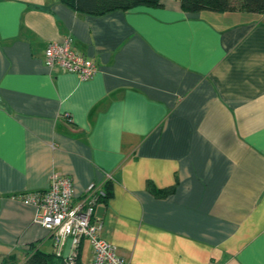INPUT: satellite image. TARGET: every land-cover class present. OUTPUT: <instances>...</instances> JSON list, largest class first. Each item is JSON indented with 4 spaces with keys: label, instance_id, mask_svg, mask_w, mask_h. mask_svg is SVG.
<instances>
[{
    "label": "crops",
    "instance_id": "crops-1",
    "mask_svg": "<svg viewBox=\"0 0 264 264\" xmlns=\"http://www.w3.org/2000/svg\"><path fill=\"white\" fill-rule=\"evenodd\" d=\"M161 4L0 0V260L54 253L21 196L59 174L75 200L107 189L99 237L126 264H264V16ZM68 39L92 80L46 67Z\"/></svg>",
    "mask_w": 264,
    "mask_h": 264
},
{
    "label": "built area",
    "instance_id": "built-area-1",
    "mask_svg": "<svg viewBox=\"0 0 264 264\" xmlns=\"http://www.w3.org/2000/svg\"><path fill=\"white\" fill-rule=\"evenodd\" d=\"M44 54L48 68L59 67L64 72L77 75L82 81L92 80L96 75L93 61L76 53L69 39L48 44ZM105 195L102 186L92 183L87 186L83 196L75 200L72 179L52 174L46 191L21 196V200L36 208L34 223L49 233L54 254L63 258L66 264H82L77 257L84 240L90 245L91 260L83 264H126L118 256L116 248L99 237L101 224L95 218L94 211ZM66 240L70 241V254L63 256Z\"/></svg>",
    "mask_w": 264,
    "mask_h": 264
},
{
    "label": "trees",
    "instance_id": "trees-1",
    "mask_svg": "<svg viewBox=\"0 0 264 264\" xmlns=\"http://www.w3.org/2000/svg\"><path fill=\"white\" fill-rule=\"evenodd\" d=\"M162 0H61V2L80 13L102 16L113 11H126L136 7L155 8ZM180 7L187 13L210 11L216 13L243 11L264 16V0H179ZM105 199L109 197L107 189ZM164 193L162 196H165ZM31 251L23 262L15 257H4L0 264H66L63 258L30 247Z\"/></svg>",
    "mask_w": 264,
    "mask_h": 264
}]
</instances>
